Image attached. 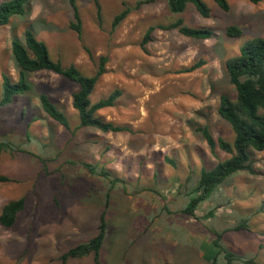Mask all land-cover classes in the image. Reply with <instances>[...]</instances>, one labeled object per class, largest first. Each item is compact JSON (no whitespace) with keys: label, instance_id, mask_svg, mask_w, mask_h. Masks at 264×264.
I'll use <instances>...</instances> for the list:
<instances>
[{"label":"rangeland","instance_id":"rangeland-1","mask_svg":"<svg viewBox=\"0 0 264 264\" xmlns=\"http://www.w3.org/2000/svg\"><path fill=\"white\" fill-rule=\"evenodd\" d=\"M98 1L100 12L95 0H77L80 34L70 28L74 13L68 0H28L25 13L0 28V95L2 74L17 78L13 39L24 41L30 29L46 42L54 60L76 64L86 75H94L98 57L107 55V71L91 100L120 89L115 105L97 115L131 129L80 127L72 104L77 84L49 70L28 73L31 90L0 106L1 138L14 144L12 151H0V175L10 178L0 182V211L10 200L26 199L13 226L0 223V264H96L92 255L61 259L97 233L105 208L110 178L92 174L84 162L122 179L107 208L102 264H210L218 234L235 254L264 263V150L250 147L252 170L234 173L195 216L182 212L202 168L229 157L219 148L213 153L198 127H208L216 138L234 139L218 113L221 95L236 96L226 61L249 39L264 34V0H227L228 11L215 0H203L210 17L192 3L175 14L159 0L141 4L116 26L115 15L139 0ZM179 17L186 25L211 29L212 37L195 39L157 27L143 50L149 27ZM229 25L241 27L243 35L229 36ZM202 59V66L184 71ZM43 92L68 116L70 129L43 110ZM213 207L214 215L205 217ZM245 219L246 226L237 229ZM219 261L225 263L223 255Z\"/></svg>","mask_w":264,"mask_h":264},{"label":"trees","instance_id":"trees-1","mask_svg":"<svg viewBox=\"0 0 264 264\" xmlns=\"http://www.w3.org/2000/svg\"><path fill=\"white\" fill-rule=\"evenodd\" d=\"M28 0H0V28L6 25L12 16L24 14L26 11V3ZM159 0H139L135 6L127 5L121 12L117 13L113 20V25L120 24L132 10L138 9L141 4L156 2ZM169 10L175 14H181L185 11L189 3L194 4L197 11L204 17H210L211 9L203 0H165ZM216 3L225 11L230 6L227 0H215ZM257 4L261 0H250ZM74 13V20L70 22V28L78 34L82 32V18L77 0H68ZM100 12L101 6L98 0H95ZM162 29H178L183 35L195 39H209L213 32L209 28L193 27L185 24L183 17H179L176 21L169 25H157L148 28L142 42L141 47L147 51V43L153 40V32L156 28ZM226 33L232 37H240L243 30L237 25H229ZM12 51L14 58L18 64L17 78L8 73L2 74L0 106H4L13 101L20 94H27L31 90V82L28 73L49 70L57 73L67 80L77 84L78 89L73 93V107L80 116V127H93L102 132H124L131 129L125 125L105 120L97 115V112L105 107L114 106L117 99L122 94L120 89H115L107 97L101 98L96 102H92L91 95L96 87L100 77L107 71V63L109 58L107 55H100L97 61V67L94 75L84 74L76 64L64 66L61 60H54L49 52V48L45 41L39 39L35 32L30 29L25 31L24 41L14 38L12 42ZM93 57L92 54H90ZM205 63L200 60L190 67H186L184 71H193ZM226 67L231 82L235 85L236 96L232 98L223 94L220 96L218 106L219 115L226 120L233 132L234 139L227 140L223 137L216 138L206 126L198 127L203 134L211 151L216 154L219 148L229 157L219 160L213 168H202L197 183L195 184L189 202L184 206L182 212L190 216L196 215V210L202 203L209 200L218 187L230 178L234 173L243 170H252V160L248 152L250 147L256 150H264V34L249 39L240 47L237 55L228 58ZM40 103L43 110L54 121L70 129V121L68 116L57 106L47 93L40 94ZM14 144L10 141L3 140L0 135V151L13 149ZM172 161V160H171ZM84 166L92 173L103 180L110 178V186L105 193V208L100 214L97 233L91 238L80 242L62 255L63 262L71 258H82L92 255L96 264H102L100 251L104 246L109 224L107 220V208L111 201V192L122 179L114 177L111 171L106 167L98 168L89 162H84ZM112 177V178H111ZM10 178L0 175L1 181H8ZM26 206L25 197L10 200L3 204L0 211V223L5 227H11L17 221L19 214ZM216 207L211 208L205 217H212ZM248 220L237 225V229L246 226ZM221 235L213 241L216 247L214 256L210 257V264H219V255H223L224 264H236L239 261L255 264H264L256 262L255 259H243L240 255L235 254L228 247L222 244L219 239Z\"/></svg>","mask_w":264,"mask_h":264}]
</instances>
